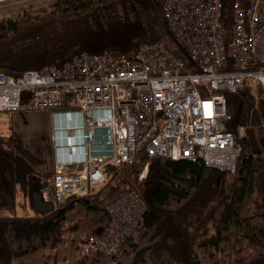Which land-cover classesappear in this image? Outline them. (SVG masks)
<instances>
[{
    "label": "trees",
    "instance_id": "obj_1",
    "mask_svg": "<svg viewBox=\"0 0 264 264\" xmlns=\"http://www.w3.org/2000/svg\"><path fill=\"white\" fill-rule=\"evenodd\" d=\"M163 1L51 0L34 15L2 18L0 71L20 76L82 51L132 55L158 40L183 57ZM221 2L229 28L233 0ZM226 95V128L242 145L235 172L205 177L201 158L150 157L142 149L131 162L107 164L101 184L49 213H0V264H264V99L248 85ZM41 164L12 127L0 134V206L15 207L19 192L31 200L33 183L50 177L36 174ZM131 190L146 203L138 238L110 255L83 254L84 237L108 227L107 206Z\"/></svg>",
    "mask_w": 264,
    "mask_h": 264
},
{
    "label": "built area",
    "instance_id": "obj_2",
    "mask_svg": "<svg viewBox=\"0 0 264 264\" xmlns=\"http://www.w3.org/2000/svg\"><path fill=\"white\" fill-rule=\"evenodd\" d=\"M232 6L228 28L221 0L163 1L170 31L189 59L158 40L132 55L82 51L61 66L20 76L0 71V112L51 110L59 119L45 199L58 207L88 194L105 180L107 164L131 162L142 149L150 157L201 158L222 172L237 170L242 145L226 128V93L248 85L264 99V0ZM148 170L149 162L140 179ZM107 210L108 227L84 237L83 254L110 255L138 238L146 203L137 190Z\"/></svg>",
    "mask_w": 264,
    "mask_h": 264
},
{
    "label": "rangeland",
    "instance_id": "obj_3",
    "mask_svg": "<svg viewBox=\"0 0 264 264\" xmlns=\"http://www.w3.org/2000/svg\"><path fill=\"white\" fill-rule=\"evenodd\" d=\"M50 2L51 0H0V19L11 16L18 17L25 13L34 15L48 8ZM45 111L46 110L22 109L0 112V121L2 123H0V134L5 133L4 128L6 125L4 124V119H7L6 121L10 122L9 117L12 116L13 113L14 116L17 117V123L29 130L37 139H39L40 143L46 144V133L49 131V123L47 119L49 116L44 113ZM0 213L32 215L36 212L33 209L29 195L19 192L16 206L11 208L0 206Z\"/></svg>",
    "mask_w": 264,
    "mask_h": 264
},
{
    "label": "crops",
    "instance_id": "obj_4",
    "mask_svg": "<svg viewBox=\"0 0 264 264\" xmlns=\"http://www.w3.org/2000/svg\"><path fill=\"white\" fill-rule=\"evenodd\" d=\"M44 113L48 114L49 116L47 119L49 123V131H47L46 133V144L40 143L39 139H37L29 130L17 123V117H15L13 113L12 116L9 117L10 122H7V119H4V124L6 125L4 128L5 133H1L8 134L11 127L14 129V131L21 138L25 148L43 162L41 166H35L36 174L40 175L41 177L51 176L54 171L56 140H54L53 138V133L55 130V126L59 124V119L53 114V111L46 110Z\"/></svg>",
    "mask_w": 264,
    "mask_h": 264
},
{
    "label": "water",
    "instance_id": "obj_5",
    "mask_svg": "<svg viewBox=\"0 0 264 264\" xmlns=\"http://www.w3.org/2000/svg\"><path fill=\"white\" fill-rule=\"evenodd\" d=\"M170 37L177 43L178 49L181 54L189 59V54L186 49L177 42L172 31L169 30ZM212 172H215L218 179H220L222 171L215 169L211 166H206L204 170V176L208 177ZM48 187V180L44 179L42 181H36L31 187V204L36 213L44 214L49 213L55 209V204L53 200L45 199L43 196V189Z\"/></svg>",
    "mask_w": 264,
    "mask_h": 264
}]
</instances>
